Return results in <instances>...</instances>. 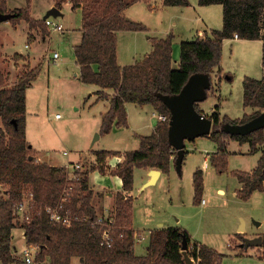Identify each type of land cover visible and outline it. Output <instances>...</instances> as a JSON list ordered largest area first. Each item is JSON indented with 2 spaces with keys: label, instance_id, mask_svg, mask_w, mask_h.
I'll return each mask as SVG.
<instances>
[{
  "label": "trees",
  "instance_id": "1",
  "mask_svg": "<svg viewBox=\"0 0 264 264\" xmlns=\"http://www.w3.org/2000/svg\"><path fill=\"white\" fill-rule=\"evenodd\" d=\"M143 0H54L61 10L70 3L73 10L81 9L84 31L80 45L74 48L77 64L81 68L83 83L94 84L103 90H113L109 111L103 116L101 135L110 134L114 125L128 127L126 104L151 105L167 116L160 121L149 136L140 137L136 151L124 154L125 160L113 172L130 191L134 187V171L160 169L169 174L176 163L177 151L169 142V108L159 97L177 95L194 74H208L221 63L225 40H261L264 62V0H199L200 6L220 4L224 8V27L213 31L212 36L181 43L179 68H173V35L154 39V50L142 61L122 67L118 62V31H145L146 27L126 20L124 12L134 3ZM33 0H26V8L11 10L8 0H0V13L14 14L10 21L18 24L24 20L30 29L42 28L45 21L31 16ZM167 6H189V0H164ZM18 58L24 59L23 56ZM98 67V72L94 67ZM40 68L23 74L17 84L5 87V75L0 72V119L3 124L0 136V262L17 264L13 254V230L24 231L27 244L36 246L38 262L49 258L50 264H71L79 257L83 264H186L183 255L184 236L193 264H221L222 256L200 244L191 249L189 233L173 227L158 229L150 236L146 255L135 252L136 233L133 226L131 198L120 197L113 215H98L93 206L94 192L89 185L91 172H105L108 157L118 155L112 151H96L97 166L78 170L71 177L66 167L38 162L35 152L26 138L27 89L36 80ZM244 107L253 109L242 119L231 120L215 112L211 117L213 128L205 136L218 145L212 157L214 167L221 173L228 166V140L249 143L251 152L264 143V129L249 135H231L224 131L226 124H244L264 110V77L243 80ZM198 111H200L197 106ZM243 184L239 198L247 201L255 192L264 190V153L252 173L235 174ZM3 187V189H2ZM195 200H200L204 190L203 172L194 174ZM29 200L30 221L21 222L18 206ZM58 210L62 216L72 218L70 224L51 219L47 208ZM100 218L111 226L112 246L103 243L105 230ZM104 225V226H103Z\"/></svg>",
  "mask_w": 264,
  "mask_h": 264
},
{
  "label": "rangeland",
  "instance_id": "2",
  "mask_svg": "<svg viewBox=\"0 0 264 264\" xmlns=\"http://www.w3.org/2000/svg\"><path fill=\"white\" fill-rule=\"evenodd\" d=\"M158 1L159 5L163 0ZM190 3V7L187 8H160L156 11H153L151 5L149 6L144 1L130 7L127 10V16L144 25L146 30L121 34L119 37L121 56L125 55L124 61L121 62L133 61L131 59L134 47H138L137 53L144 55L150 51L149 47L154 45L155 38L167 37V33L172 35L170 31L174 30L172 47L173 53L175 52L176 55L173 56V68L178 69L182 41L192 39L202 26L203 30L207 29L205 24L211 29H222L224 25L222 5L203 7L199 5V0H190ZM65 13L64 18L54 19L55 23L63 26L64 32H54L45 23L47 31L44 33L42 28H39L38 32L42 35L48 34L46 40L33 41L30 48H26L28 41L24 26L17 29L12 28L11 34L4 37L7 42L4 46L9 53L6 51L0 53V65L7 62L16 66L12 67L15 75V80L10 82L12 86L18 83L23 74L33 69L32 67L36 68L42 63L37 80L33 82L32 87L27 89L26 137L38 153L48 150L58 163L75 161L76 158H79L80 153L88 152L97 133H93V126L101 124L100 114L104 111L101 102L93 105L95 99L88 98V93H86L89 90L88 87L74 75L77 71L74 46L78 42V36L70 37L69 35L80 25L81 15L78 11H72L69 8H65ZM174 15H178L179 20H173L172 16ZM196 18H199L200 22H196ZM11 24L15 23L11 22ZM234 44L236 43L229 41L223 45L221 63L211 74L217 84L214 91L209 92L204 106L205 109H209L216 102L214 93L218 94L217 88H219L222 94L221 103L226 108L225 112L229 114V117H233L232 120H237V118L244 117L243 80L246 76L263 77L264 62L261 44L250 42L247 43L249 44L247 47L239 45L241 50L233 48ZM55 53H58L60 57L56 61L54 60ZM27 54L35 59L31 60L32 65ZM18 56H23L26 61ZM10 84L8 87H11ZM94 90L97 88L94 87ZM128 110L132 113L134 122H138V112L141 109L135 105L128 107L127 117L129 118ZM57 114L61 115L60 122L55 119ZM48 116L51 118L47 119ZM142 116L145 122V113ZM148 116H151V112ZM152 122L154 127L157 126V119H152ZM129 123H131L130 119ZM2 129L3 124L0 119V136ZM149 131L151 128L136 133L125 131L121 138H118V135L112 131L103 136L93 148L115 151L134 149L139 146V135L148 134ZM196 142L198 143L195 145L190 142L188 144H193L190 146L198 149L195 151V164L203 167L205 155L208 152L217 151L218 145L208 137L198 139ZM248 147L242 146L241 149L246 151ZM229 149L232 152L237 151L238 146L231 145ZM63 151H70V156H63ZM259 156V153L255 155L234 154L228 158L227 170L222 174L211 165V160H209L201 196V199L205 200V204L195 200L193 174L189 165H183L182 176L175 177L179 178L177 183L170 182L167 177H163L157 184L141 191H139V186L141 187L144 172L141 168H136L135 183L138 199L136 200L135 219L136 226L140 230L138 234L145 231L143 235L145 240L136 243L135 251L139 254L144 253L148 244L146 237L150 238L149 228L156 226L157 223H165L166 225L180 226L200 245L212 247L218 255L222 256L221 264H264V190L255 192L248 202L235 198L232 194L235 187L239 189L233 172L235 170H253L258 165ZM93 160L94 158L86 156L82 160V164L88 168ZM116 164L117 159L112 158L111 165ZM94 182L97 185H101L100 182L103 185H110L106 174L104 175L102 172L97 173V179L95 180L94 177ZM111 183L116 185L114 180H111ZM219 188L225 189L227 192L221 194L218 192ZM239 191H237L238 197ZM2 195L3 193L0 191V198ZM242 228H244V234L238 232ZM14 234L13 243L16 244L18 252H20L19 254L15 252L14 257L17 259V264H26L22 254L26 248L24 234L21 236L18 230ZM259 237L263 238L261 246L245 247L244 238L256 239ZM196 241L191 239V247L198 244L195 243ZM36 257L35 264H50L48 258L40 263ZM72 264L82 263L76 258Z\"/></svg>",
  "mask_w": 264,
  "mask_h": 264
},
{
  "label": "crops",
  "instance_id": "3",
  "mask_svg": "<svg viewBox=\"0 0 264 264\" xmlns=\"http://www.w3.org/2000/svg\"><path fill=\"white\" fill-rule=\"evenodd\" d=\"M144 2H147L149 4V6L151 5V8L153 11H156L157 9H160V8H166V9H179V8H187V7H190L191 3H190V0H189V3L190 5L189 6H167L165 5L164 3V0L162 1L161 4L158 5L159 1L158 0H143ZM138 3H141L140 2H137V3H134L132 4L131 6L128 7V9L130 7H132L133 5L135 4H138ZM216 5V4H215ZM220 5V4H219ZM8 6H9V9L11 10H15V9H23V8H26V0H8ZM212 6V5H210ZM53 7H55V2L54 0H33V3H32V10H31V16L32 18H34L35 20H42V21H46L45 20V17H46V14L48 13L49 10H51ZM203 7H207V6H203ZM65 8H69L71 9L72 11H78L81 15V19H80V25L75 28L74 30L71 31L70 33V37H73L74 35L78 36V42L77 44L74 46V48L77 46V45H80L81 42H82V39H83V35H84V31H83V27H82V11L81 9H77V10H73L72 9V6L70 3H66L64 4L63 8L60 10L62 15L59 16V17H56V18H53L54 19H57V18H64L66 13H65ZM124 12L125 16H126V20L128 21H131V22H135V20H132L130 17L127 16V10ZM199 11V10H198ZM194 13H196V10H194ZM172 19L173 20H179V16L178 15H174L172 16ZM196 22H200L199 18H196L195 19ZM204 22V21H203ZM138 23V22H137ZM141 24V23H140ZM47 25V24H46ZM203 25V24H202ZM20 26H24V30H25V33H26V36H27V44H26V48H30V44L33 42V41H37V40H41V41H45L46 40V37L48 34H45V35H42L40 32H38L39 28L38 29H30V26L28 25V23L26 21H21L20 23L18 24H14L12 25L10 21L8 22H1L0 23V53L3 51H6L7 53H9L8 50L5 49V39L4 37H6L8 34H11L10 33V30L13 28V29H17L18 27L20 28ZM205 27L207 29H204L203 30V26L200 28L198 34H196L192 39L190 40H187V41H193L197 38H202V37H208V36H212V32L213 31H221L222 29H211L210 26L206 25L205 24ZM224 27V25H223ZM50 29V28H49ZM41 30V29H40ZM174 30L170 31L172 33L173 36H175V34L173 33ZM52 32V31H51ZM56 32V31H54ZM64 32V30H63ZM125 32H132V31H118L117 32V38H118V62H119V65L122 66V67H125V66H130V65H133L137 62H140L142 61L146 56H148L150 53H152V51L154 50V45L149 47L148 50L150 51H147V53H144L143 54H140V53H137L136 52V49L138 47H134V50L132 51L133 53V56H132V59L133 61H126V62H121V61H124L125 59V55H122L121 56V50H120V41H119V37L121 36V34L125 33ZM170 34L167 33V37L169 36ZM192 36H193V33H192ZM167 37H160V38H155V39H164V38H167ZM10 41V40H9ZM8 41V42H9ZM176 41V40H175ZM229 41H232L236 44H234L233 48H237V49H240L239 48V45L240 47H247V43H259L262 45V41L261 40H257V41H251V40H244V39H236L235 37L233 39H228V40H225L224 41V44L228 43ZM184 42V41H182ZM223 44V45H224ZM175 47V46H174ZM181 50V49H180ZM241 50V49H240ZM245 50V49H244ZM5 52V53H6ZM18 53V52H16ZM11 54V53H10ZM75 54V52H74ZM180 54H181V51H180ZM21 55H25V54H21ZM27 58L29 57L30 59V64L32 63L31 60L33 59V56H31L30 54H27ZM137 55H140V56H137ZM175 52L173 53V56H175ZM76 57V56H75ZM60 58V57H59ZM58 58V59H59ZM58 59H54L55 61L58 60ZM25 60V59H23ZM35 60V59H33ZM26 61V60H25ZM177 63V61H176ZM180 63V62H179ZM178 64V63H177ZM32 65V64H31ZM41 65L42 63L37 66L36 68H41ZM76 65H77V71H75L74 75L76 77V79L80 80V82L87 86L89 90H87L86 93H88V98L91 99V98H94L95 101H94V104L93 105H96L98 103H102L103 104V107H104V111L101 112L100 114V117H101V121H100V125H95L93 126V133H96L95 136H97V134H99V137L96 139V137L93 139L92 141V144H91V148H89L88 152L84 153H80L79 154V158L75 159L74 160H70L69 162L67 163H58L56 160V158L53 157L52 153L50 151H46V152H41V153H38L36 149L33 148L34 152H35V159L38 161V162H41V163H46L48 165H51V166H60V167H66L68 169V171H70V174H73V172L75 171H78V170H84V169H89L91 168L92 166H96L98 164L97 162V157L95 156V152L96 151H112L114 153H118V155H113V156H110L108 157L107 161H106V165H105V172H102L104 173V175L106 174V179H109L110 181V185L107 186V185H103L101 182L99 184L101 185H97L96 182H94V177H95V180L97 179V173L100 172L99 170L97 171H94V172H91L90 175H89V185H90V188L93 190L94 192V196H93V201H92V204L93 206L96 208V211H97V214L98 215H113L114 211H115V208H116V202L117 200L122 197L123 199H127L128 197H130L132 200V205H133V211H132V216H133V226L132 228L134 229L135 233L138 234L140 232V230L138 229V227L136 226V219H135V213H136V208H137V205H136V200L138 199L137 197V193H136V189H137V186H136V183H135V172H136V169L134 171V187L132 190L130 191H126L123 187V181L122 179L118 176V175H115L113 172L118 168V166L120 164H122L125 160V157H124V154L126 152H129V151H136L139 149V146H140V137L141 136H149L151 135L156 126L154 127L153 126V122H152V119H157L158 120V123L162 120L159 119V115H164V114H160L156 109H154L153 106L151 105H144V106H139V105H136V104H133V103H127L126 104V112H127V108L132 106V105H135L136 107H139L141 110H139L138 112V116H139V121L138 122H134L133 120V117H132V113H130V111L128 110V112L130 113L129 115V118H128V123H129V119H130V122L129 123V126L128 127H119V126H116L114 125L113 127V130L115 132V135H118L117 137L118 138H121L123 137V133L125 131H128L129 133H136V132H140V131H147L149 130V128H151V131H149L148 134H143V135H139V146L135 147L134 149H129V150H123V151H115V150H106V149H94L93 147L96 145V143L98 141H100V139L105 136V135H101L100 133V128H101V125H102V119H103V116L109 111L110 107H111V100H112V97L114 95V91L113 90H103L101 89L99 86L97 85H94V84H86V83H83L80 79V74H81V68L80 66L77 64V59H76ZM15 66V64H14ZM12 63H4V64H1L0 65V72L3 73L5 75V79H6V83H5V87L6 88H9L8 87V84H10V82L14 81L15 79V75H14V72L12 71V67H14ZM16 67V66H15ZM33 69L35 67H32ZM95 71L98 72V67H94ZM221 69V68H220ZM214 72V71H213ZM39 76V75H38ZM246 77H250V76H246ZM252 77V76H251ZM264 77V75H263ZM263 77L261 78H258V77H253L255 79H262ZM38 78V77H37ZM36 78V80H37ZM34 80V81H36ZM33 81V82H34ZM211 81H212V89L210 91H214V87L215 85L217 84L216 80L214 81L213 80V77L211 75ZM33 82L31 84L30 87H32L33 85ZM11 85V84H10ZM12 86V85H11ZM29 87V88H30ZM94 87L97 88V90H94ZM218 90V94H215L214 93V97L216 99V102L213 103L212 106H210L209 109H205V106H204V103L205 102H201L199 103L197 106H199V109H200V112L206 116V117H211L215 112L219 113L221 117H228L232 120L233 117H229V114L226 113L225 111V107L222 105L221 101H222V94L220 92V89L217 88ZM209 91V92H210ZM209 92H208V97H209ZM85 93V94H86ZM207 97V98H208ZM88 99V100H89ZM87 100V101H88ZM207 100V99H206ZM205 100V101H206ZM86 101V102H87ZM27 103V102H26ZM244 105V103H243ZM149 112H151V116H148ZM253 112V109L251 108H245L244 107V110H243V114L244 116L246 114H251ZM26 113H27V105H26ZM145 113V117H146V121L144 122V120L142 118H144L142 116V114ZM51 116L47 119H50ZM238 119V118H237ZM241 119V118H239ZM57 121H61L60 120H57ZM26 129H27V121H26ZM127 129V130H126ZM132 137H134V135H132ZM27 138V137H26ZM127 138V137H126ZM207 137H200V138H197L196 140L194 141H191L190 143H193L194 145L198 142H196L198 139H205ZM209 139V138H208ZM189 141L186 142V153H185V158H184V162H183V165H189L190 168H191V172L193 174V187H194V174L197 170H200L203 172V179H204V175H205V170H207L209 168V165L206 167L205 163L206 161L208 162L209 164V160H211V165L214 167L213 163H212V157L217 153V151H213L212 153L211 152H208L206 155H205V158H204V161H203V167H200V166H197L195 164V160H196V152L195 151H198L197 148H192L190 145H193V144H188ZM228 158L231 157L232 155L234 154H244V155H255V154H260V156L258 157L257 159V163L259 164L261 158L263 157V153H264V144L260 147L258 146L257 147V151L255 153H252L251 152V146L249 143H241L237 140H228ZM231 145H237L238 146V150L237 151H231L229 148ZM32 146V145H31ZM242 146H249L247 148L246 151H244L243 149H241ZM34 147V146H32ZM218 150V149H217ZM63 156L65 157H68L70 156V151H63ZM86 156H89L90 158H94L93 162L91 163V166H89L88 168H85L84 165L82 164V160L84 158H86ZM112 158H116L117 159V164L116 165H111V159ZM77 165H80L81 166V169H78L76 170L75 166ZM197 166V167H196ZM258 165H256V167L251 170V171H241V170H235L233 172V175L235 177V179L237 180V183L239 185V189L238 188H234V190L232 191V194L235 198H238V194H237V191L240 190L242 188V183L239 181L238 177L235 175L237 172H247V173H252L256 168H257ZM215 168V167H214ZM156 169V168H154ZM144 174L142 176V183H141V187L139 186L140 190H144L148 187H145V184L150 180V171L152 169H142ZM160 170V169H159ZM161 173H160V176L159 178L157 179L156 183L157 184L163 177H167L170 182H176L177 183V179L179 178H175L177 175H180V177L182 176V173H183V166H182V173L179 174L176 170V165L173 166L172 170L170 171L169 174H166L164 173L162 170H160ZM220 174H222L220 172ZM111 180H114V183L116 185H113L111 183ZM205 181V180H204ZM154 184V185H155ZM153 186V185H151ZM218 192L221 193V194H224L226 193L227 191L225 189H222V188H219L218 189ZM252 198V197H251ZM250 198V199H251ZM249 199V200H250ZM249 200L247 201H244V202H248ZM200 203L202 202V199L200 198V200H198ZM197 201V202H198ZM206 203V202H205ZM202 202V204H205ZM258 225H260V223H258ZM173 227H180V226H174V225H166L165 223H157L156 226L154 227H150L149 228V234L151 235L153 232H155L156 230L158 229H167V228H173ZM181 228V227H180ZM19 231L21 236L24 234V231L18 227L16 229L13 230V240L15 238V234L14 232L15 231ZM239 233H243L244 231H241V229H239L238 231ZM145 233V231H143V233L141 234H138L139 236H143ZM244 234V233H243ZM190 235V234H189ZM20 236V235H19ZM144 237V236H143ZM151 237V236H150ZM190 238L194 241H196L192 235H190ZM145 240V237L144 239L142 240H138L136 239V243L137 242H144ZM146 240H148V244H147V247L149 245V242H150V238H148V236L146 237ZM25 242V246H29L26 242V239L24 240ZM135 243V245H136ZM195 243H198L197 241ZM262 243H263V238H262ZM199 244V243H198ZM207 246V245H205ZM261 246V245H260ZM147 247L145 248V252L142 253V254H139L137 253L136 251V254L137 255H146L147 253ZM211 249H213L212 247H210L209 245L207 246ZM15 252L16 254L20 253L18 252V249H17V246L16 244L13 243V254L15 256ZM22 254H23V251H22ZM78 258L80 260L79 257H73L72 260H71V264L73 262L74 259ZM49 259V258H48ZM50 261V260H49ZM80 262L82 263V261L80 260ZM0 264H2L0 262ZM83 264V263H82Z\"/></svg>",
  "mask_w": 264,
  "mask_h": 264
},
{
  "label": "water",
  "instance_id": "4",
  "mask_svg": "<svg viewBox=\"0 0 264 264\" xmlns=\"http://www.w3.org/2000/svg\"><path fill=\"white\" fill-rule=\"evenodd\" d=\"M61 11L53 7L46 14L45 20L61 16ZM15 15L8 13H0V23L8 22ZM212 88L211 76L208 74H194L190 77L181 92L177 95H163L159 97L164 104L169 108L171 117L169 119V142L177 151L176 170L179 174L182 173V166L186 153V142L194 141L197 138L205 137L211 134L213 121L204 116L197 109V105L204 102L208 97V92ZM224 131L231 135H249L257 130L264 129V110L244 124H226ZM99 137L97 134L96 139ZM159 169H152L149 173L150 180L145 184V187L154 185L160 176ZM244 231V228L241 229ZM245 247L260 246L262 237L256 239L244 238ZM183 255L186 264H193L194 261L188 254L187 238L184 236Z\"/></svg>",
  "mask_w": 264,
  "mask_h": 264
},
{
  "label": "built area",
  "instance_id": "5",
  "mask_svg": "<svg viewBox=\"0 0 264 264\" xmlns=\"http://www.w3.org/2000/svg\"><path fill=\"white\" fill-rule=\"evenodd\" d=\"M46 24L48 25V27L52 30V31H58V32H61L64 30L63 26L61 24H57L54 22L53 18H49L47 19L46 21ZM236 39H238V35L236 34L234 36ZM59 58V55L58 53H55L54 55V59H58ZM55 119L56 120H60L61 119V115L60 114H57L55 116ZM159 119L162 120V121H166L168 118L166 115H159ZM206 167L209 165L208 162L206 161L205 163ZM76 170L78 169H81V166L80 165H77L75 166ZM76 172V171H75ZM73 172V173H75ZM72 178L75 177L74 174L71 176ZM203 203H205V200L203 199L202 200ZM29 200H25L23 201L17 208V211L19 212L20 214V219H21V222H28L30 221V218H29V215H28V212H29ZM47 211L48 213L50 214V217L52 220L56 221V222H62L64 224H70L72 222V218L69 217V216H62L58 210L56 209H53L51 207H48L47 208ZM100 223H104V225H106L105 227V230H104V233H103V236H102V240H103V243L108 245L109 247L112 246V232H111V226L106 224V219L104 218H100L98 220ZM103 225V226H104ZM136 235V239L138 240H142L144 239L143 236H139L138 234H135ZM194 248V245L191 247V249ZM39 251L38 247L36 246H27L24 251H23V256H24V259H25V263L26 264H35V256H37V252ZM188 252V251H187ZM189 254V253H188ZM193 260V259H192ZM194 261V260H193Z\"/></svg>",
  "mask_w": 264,
  "mask_h": 264
}]
</instances>
